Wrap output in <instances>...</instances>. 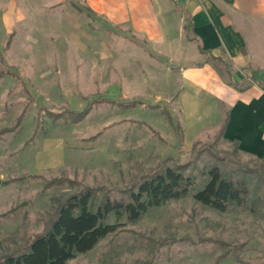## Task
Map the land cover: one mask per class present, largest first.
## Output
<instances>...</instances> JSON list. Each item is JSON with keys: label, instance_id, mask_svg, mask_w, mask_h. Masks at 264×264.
<instances>
[{"label": "rangeland", "instance_id": "374dc122", "mask_svg": "<svg viewBox=\"0 0 264 264\" xmlns=\"http://www.w3.org/2000/svg\"><path fill=\"white\" fill-rule=\"evenodd\" d=\"M73 3L82 6L0 0V257L40 234L68 194L94 189L97 205L166 167H182L196 191L209 168L236 176L264 154L218 139L229 106L184 76L205 62L226 83L219 64L156 47ZM69 112L85 115L57 117ZM192 195L119 220L66 264H264L262 197L256 213H217Z\"/></svg>", "mask_w": 264, "mask_h": 264}, {"label": "crops", "instance_id": "0c3cea01", "mask_svg": "<svg viewBox=\"0 0 264 264\" xmlns=\"http://www.w3.org/2000/svg\"><path fill=\"white\" fill-rule=\"evenodd\" d=\"M80 1L156 47L224 61L238 87L227 77L224 83L205 62L184 76L229 106L222 120L227 116L225 138L264 152V0Z\"/></svg>", "mask_w": 264, "mask_h": 264}, {"label": "trees", "instance_id": "16d2710c", "mask_svg": "<svg viewBox=\"0 0 264 264\" xmlns=\"http://www.w3.org/2000/svg\"><path fill=\"white\" fill-rule=\"evenodd\" d=\"M71 6L89 19L96 17L86 6L74 3ZM187 22L189 24L188 19ZM199 51L203 53L201 48ZM209 59L219 64L221 71H218L227 77L230 85L238 87V84L232 82L224 61L212 57ZM65 115L57 117H66L77 123L83 119L85 112H69ZM226 123L227 116L218 131V139L223 137ZM235 172L236 176H231L213 166L205 174V183L195 191L194 178L185 173L182 167H166L132 185L120 198L104 195L97 205L94 203V189L84 188L68 194L57 203L43 231L34 236L24 248L1 256L0 264H66L116 233L121 227L119 220L136 222L149 211L181 200L191 193L195 202L217 213H226L232 209L256 213L259 197L264 201V156L257 167L238 166ZM64 182L76 185L70 180Z\"/></svg>", "mask_w": 264, "mask_h": 264}]
</instances>
